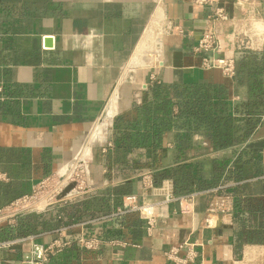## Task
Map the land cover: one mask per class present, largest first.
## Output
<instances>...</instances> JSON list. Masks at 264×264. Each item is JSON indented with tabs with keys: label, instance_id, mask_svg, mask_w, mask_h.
<instances>
[{
	"label": "crops",
	"instance_id": "0c3cea01",
	"mask_svg": "<svg viewBox=\"0 0 264 264\" xmlns=\"http://www.w3.org/2000/svg\"><path fill=\"white\" fill-rule=\"evenodd\" d=\"M257 2V19L264 27V0ZM243 3L0 0V209L32 194L44 178L81 159L92 186L83 200L92 199L91 207L71 214V209L63 213L65 205H53L32 213L31 234L48 244L57 239L74 241L84 229L89 236L127 242L103 244L95 250L73 244L48 264H174L166 252L181 244L193 245L196 263L264 264V213L248 212L264 207V44L237 54L234 34L245 23ZM216 7L224 8L230 20L209 22ZM159 10L163 14L157 23L161 22L163 32L158 37L157 63L145 67L135 56L150 38L146 36ZM210 24L216 25L220 53L236 55L234 76L203 67L202 56L194 52ZM152 76L168 85L210 86L214 102L226 104L233 140L215 148L209 130L187 131L185 116L176 118V125L164 132L156 170L169 171L175 181L176 169L195 168L199 183L207 186L193 182L185 193H195L192 212H182L177 202L160 205L156 225L148 232L135 214L108 216L122 205L125 195L138 194L140 201L148 198L141 174L154 168L134 171V164H151L152 158L142 147L125 156L116 139V121L125 114L136 115V107L158 82ZM187 134L189 146L180 151L178 138ZM109 142L113 147L104 152ZM216 167L222 169L218 178ZM224 184L228 187L222 193L242 201L244 230L251 236L260 233L262 241L239 239L236 211L232 217L218 218L213 227H204L212 198L206 192ZM121 186L128 191L117 203L112 190ZM78 202H72L76 208ZM26 217L18 216L15 224H0V239L8 238L10 230L17 232ZM91 219L96 221L84 228L76 225ZM66 226L67 232L61 233L59 229ZM23 248L28 246L1 252V264H18Z\"/></svg>",
	"mask_w": 264,
	"mask_h": 264
},
{
	"label": "built area",
	"instance_id": "2783aa9c",
	"mask_svg": "<svg viewBox=\"0 0 264 264\" xmlns=\"http://www.w3.org/2000/svg\"><path fill=\"white\" fill-rule=\"evenodd\" d=\"M200 4H209L215 0H197ZM257 0H244L242 8V17L245 23L242 28L236 30L234 34L235 47L237 54L249 49H257L261 44H264V27L259 24L257 19ZM246 16V19L244 18ZM230 20V16L224 8L216 7L209 22L219 23L221 21ZM194 52L202 56V65L209 69H220L227 76H234L236 74V55L224 56L220 53L219 48V35L216 25H209L198 40L197 45L194 47ZM157 57V56H156ZM153 82L158 81L152 76ZM159 82V81H158ZM147 88V85L145 86ZM108 147H113V143L109 142L104 147V152ZM162 170L150 169L141 174L143 181V189L148 197L140 201L138 194H128L123 197L122 205L117 207L108 217H123L129 214L137 215L141 220L146 223L148 232H151L157 222V208L162 204L177 202L182 212H192V199L193 194H176L175 181L170 175L164 174ZM51 176L44 178L35 188L32 195H26L18 200L12 202L9 206L0 209V224H15L18 216L24 214L28 207L37 204L41 199L39 198L40 190L51 180ZM228 185H219L206 193L212 194V198L206 209V217L204 220V227L211 228L216 225L218 218L232 217L235 211V201L232 195L222 193ZM78 188V187H77ZM76 189V188H75ZM59 192V191H58ZM57 192V193H58ZM39 199V201H36ZM30 203V206H25ZM53 205V202L47 203L44 210ZM23 207L17 209L16 207ZM15 209V210H13ZM36 208H30L26 213H33ZM97 218L96 220H99ZM94 219L82 221L76 225L82 228L86 227L89 223L96 221ZM72 227V226H70ZM69 226L60 228L61 233H66ZM76 244L80 248L87 250L99 249L103 244L112 246H123L127 242L118 238H105L101 235L89 236L83 229L76 240L57 239L51 243L45 244L36 241V235L20 236L12 239H0V252L14 251L17 246L23 248L22 257L18 260V264H48L52 256H56L66 247ZM181 252H185L182 255ZM167 257L174 264H203L196 263L198 252L192 244H181L173 246L166 252Z\"/></svg>",
	"mask_w": 264,
	"mask_h": 264
},
{
	"label": "trees",
	"instance_id": "16d2710c",
	"mask_svg": "<svg viewBox=\"0 0 264 264\" xmlns=\"http://www.w3.org/2000/svg\"><path fill=\"white\" fill-rule=\"evenodd\" d=\"M212 92L210 86L194 85L180 87L163 82H155L149 88V97L146 101L136 107V115L134 117H131L130 114H125L117 119L116 139L120 147L124 148L125 156L135 148L142 147L148 150V155L152 158L151 164L136 162L134 164V171H141L146 167L154 169L159 167L158 161L160 159L158 157L163 148L164 132L176 125V118L179 115H184L187 119V131L189 129L199 130L200 128L209 130V137L215 148H222L231 144L233 140L230 134L232 122L230 116L224 113L226 112V104L223 100L215 103ZM219 97H222L221 93ZM175 106L179 107L178 112H175ZM189 136L187 134L178 138V149L180 151L189 146ZM195 171V168L186 169L185 167L175 170L176 194L189 193L188 191L191 189L193 182H198L200 188L207 186V184L199 183L198 174H195ZM164 174L170 175L169 171H166ZM215 174L216 178H218L222 174V169L216 167ZM127 191V188L124 186L112 190V193L116 196L117 203H121V196ZM224 194L229 193L226 192ZM92 203V199L82 200L78 202L79 208H76V203H70L63 208V213H66L69 209H71V214L74 210V212H81L83 208L89 209ZM234 203L236 218H238L241 225V231L238 234L239 239L242 240L246 237V240L251 242L262 241L259 236L260 233L254 232V236H251L253 233L247 234L244 230L245 218H243V214L245 211L242 212V201ZM262 210H264V207L260 206L248 208L250 214L264 213ZM82 215H79L80 219ZM24 219H26V224L24 225L28 226V230L35 228L34 217L31 214H28ZM26 232H21V234H26ZM8 236V238L13 237V235ZM1 256L2 253L0 252V261Z\"/></svg>",
	"mask_w": 264,
	"mask_h": 264
},
{
	"label": "rangeland",
	"instance_id": "374dc122",
	"mask_svg": "<svg viewBox=\"0 0 264 264\" xmlns=\"http://www.w3.org/2000/svg\"><path fill=\"white\" fill-rule=\"evenodd\" d=\"M158 19L159 17L156 15L155 20H154L156 24L153 23L149 28V33L147 35L150 36V39H149L150 41L148 40L144 48L142 47L144 43L143 42L142 45L140 46V48L142 47L143 49L141 48V51L138 52V54L135 56V59L138 60V63L145 67L155 65L157 63L156 53L158 52L157 51L158 50L157 49L158 37H159V34L163 32L162 27H161V22L157 23ZM137 60L135 61L136 63H137ZM61 172L62 170H60L58 173L54 175H50L52 177L51 180L47 183V186H44L43 189L40 190L39 198L41 200L39 201V199H37L36 201H39V202L37 204L35 203L34 205H32V207L29 205L30 203H27L25 206H30V207H28V209L25 210L24 214L20 215L21 217L28 215V214H32V213H26L28 212L30 208H36V211H34L33 213H38L44 210V207L49 202H53L54 206H60V205L64 206L65 205L66 207L67 205H69L72 202H75L76 200L78 201L83 200L89 194L92 186L89 185L88 183L89 174H88L86 163L81 162V159L78 160V162H74V164H71L70 166H68L64 173H61ZM71 184H74L73 188H71L68 192H66L63 195L66 188H68V186ZM53 205H49V207ZM16 208L21 209L23 207L19 206ZM19 223H20V227L18 231L12 233V230H10L9 235H13V237L6 238V239L20 237V235L22 237L28 236V235H34V234H31V231H33L34 229L30 228V230H28V226L24 225L26 224V219H21ZM25 231H27L26 234H21V232H25Z\"/></svg>",
	"mask_w": 264,
	"mask_h": 264
},
{
	"label": "bare ground",
	"instance_id": "6f19581e",
	"mask_svg": "<svg viewBox=\"0 0 264 264\" xmlns=\"http://www.w3.org/2000/svg\"><path fill=\"white\" fill-rule=\"evenodd\" d=\"M157 9H158V8H157ZM162 11H163V10H159V11H158V14H157L158 17H161V16H162V14H163ZM146 37H149V35H147ZM170 37H171V36H170ZM151 38H152V36H151ZM149 39H150V38H149ZM149 39H148V40H149ZM168 40H169V39H168ZM146 41H147V40L145 39V41H144V43H143V45H142L143 48L145 47ZM149 41H150V40H149ZM147 42H148V41H147ZM169 45H170V44H169ZM142 47H141V48H142ZM153 47H154V46H153ZM141 48H140L139 52L141 51ZM143 48H142V49H143ZM157 51H158V50H157ZM160 51H161V50H160ZM156 54H157V53H156ZM140 55H141V54H140ZM151 60H152V59H151ZM158 65H159V64H158ZM65 171H66V168H65L64 170H62L61 173H64ZM74 192H75V191H74Z\"/></svg>",
	"mask_w": 264,
	"mask_h": 264
},
{
	"label": "water",
	"instance_id": "95a60500",
	"mask_svg": "<svg viewBox=\"0 0 264 264\" xmlns=\"http://www.w3.org/2000/svg\"><path fill=\"white\" fill-rule=\"evenodd\" d=\"M74 184H71L68 186V188H66L65 192L63 193V195L68 192L71 188H73Z\"/></svg>",
	"mask_w": 264,
	"mask_h": 264
}]
</instances>
